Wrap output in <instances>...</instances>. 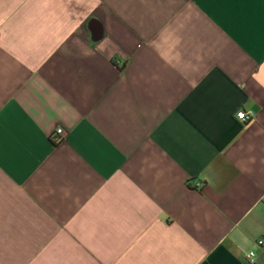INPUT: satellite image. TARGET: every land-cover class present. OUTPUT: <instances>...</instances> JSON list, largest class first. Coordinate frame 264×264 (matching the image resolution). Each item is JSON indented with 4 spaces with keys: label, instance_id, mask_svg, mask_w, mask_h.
I'll list each match as a JSON object with an SVG mask.
<instances>
[{
    "label": "crops",
    "instance_id": "obj_1",
    "mask_svg": "<svg viewBox=\"0 0 264 264\" xmlns=\"http://www.w3.org/2000/svg\"><path fill=\"white\" fill-rule=\"evenodd\" d=\"M261 239L264 0H0V264H264Z\"/></svg>",
    "mask_w": 264,
    "mask_h": 264
},
{
    "label": "built area",
    "instance_id": "obj_2",
    "mask_svg": "<svg viewBox=\"0 0 264 264\" xmlns=\"http://www.w3.org/2000/svg\"><path fill=\"white\" fill-rule=\"evenodd\" d=\"M236 117L238 120H240L242 122H246V120L249 118V115L244 110H240L239 112H237ZM64 136H65V130L62 127H58V128H56V130L54 132H52L50 137H51V140L54 142H61L63 140ZM257 245L263 246L264 240H262V239L258 240ZM254 257H255V252H250L248 255V261L250 264H254Z\"/></svg>",
    "mask_w": 264,
    "mask_h": 264
}]
</instances>
